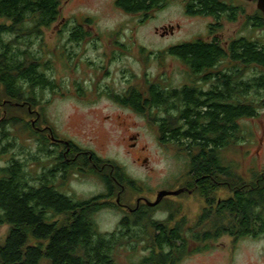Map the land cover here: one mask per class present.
Listing matches in <instances>:
<instances>
[{"label":"rangeland","instance_id":"1","mask_svg":"<svg viewBox=\"0 0 264 264\" xmlns=\"http://www.w3.org/2000/svg\"><path fill=\"white\" fill-rule=\"evenodd\" d=\"M116 1L63 0L59 19L44 27L40 36H32L27 29L11 34L10 39L18 48L31 43L45 60L44 70L62 88L38 87L40 104L29 113L17 102L13 103L20 109L13 104L6 109L5 116H15L16 121L7 126L11 135L3 141L6 149L0 155V163L7 164L18 158L30 174L36 178L43 176L55 166V149L49 136L53 132L95 150L103 159L124 165L128 175L138 179L142 194L155 201L161 189H179L189 182L190 157L178 146L159 139L158 119L167 115L164 107L137 115L114 103L104 91L111 93L137 83L143 88H148L150 83L170 88L186 84L208 88L209 84L199 82L198 75L180 57L171 54L169 48L198 38L208 41L217 38L224 45L240 36L264 40V24L257 26L253 21L259 10L256 1L226 0L242 8L236 21L226 15L221 20L215 16H192L186 9L187 1L191 0H164L161 7L147 13L126 11ZM0 21L10 22L5 18ZM79 26L83 36L75 38L74 32ZM171 26L174 31L167 28ZM226 66L222 63L219 68ZM254 72L251 68L247 74L251 77ZM5 100L0 95V119L6 108L1 103H6ZM240 123L243 138L221 149L220 155L236 174L253 181L255 173L264 171V110L254 117H243ZM132 133H138L139 145L146 148L138 152L142 159L147 158L146 162L135 161L137 154L130 146L134 140L129 138ZM45 143L51 152L43 150ZM67 189L78 198L105 192L103 180L97 174L70 178ZM230 195L228 182L220 185L216 200ZM163 201L139 225L122 224L120 210L102 206L96 211L94 217L99 230L116 233L119 238L114 255L120 264H144L143 259L151 253L154 235L150 219L167 221L172 212L169 201L181 208V203L194 204L205 199L195 191H186L168 195ZM9 228V225L0 228V239L6 237ZM199 247L203 250H186L187 253L177 256L174 264H264V232L239 238L224 234L214 240H202ZM169 250L165 248L166 252Z\"/></svg>","mask_w":264,"mask_h":264},{"label":"trees","instance_id":"2","mask_svg":"<svg viewBox=\"0 0 264 264\" xmlns=\"http://www.w3.org/2000/svg\"><path fill=\"white\" fill-rule=\"evenodd\" d=\"M62 1L0 0V19L10 21H0V95L6 98V103H1L6 108L0 119V155L6 149L3 141L11 135L7 126L16 121L15 116H5L6 109L11 104L20 109L16 106L20 104L29 113L40 104L38 87L62 88L44 70L45 60L31 43L18 48L10 36L22 29L40 36L44 27L59 19ZM116 3L129 12L147 13L161 7L164 0H117ZM190 10L214 14L220 10L229 20H236L242 12L240 6L224 0H192ZM253 18L255 25L264 24L260 9ZM82 36L83 29L79 26L74 37ZM169 51L185 61L192 73L198 75L199 82L209 84L208 88L198 84L170 88L150 83L149 94H145L149 99L139 97L138 110L142 114L155 108L166 110L167 115L158 119L160 139L178 146L190 157V180L183 187L191 188L205 201H217L220 185L229 182L231 195L218 200L228 201L227 206L212 222V228L237 223L238 233L233 234L236 238L248 233L257 236L264 232V219H259L264 210V171L255 173L253 181H246L230 164L224 163L220 150L243 138L240 119L254 117L264 110V40L240 36L224 45L217 38L209 41L198 38L172 46ZM222 63L227 65L223 69L219 68ZM251 68L255 72L249 77ZM47 148L45 143L43 150L51 152ZM53 171L36 178L18 158L0 163V228L10 226L6 237L0 239V264H120L114 255L119 238L116 233L99 230L94 217L105 204L97 201L104 194L90 201L74 199L56 189L49 179ZM97 173L95 170L94 174ZM185 192L186 189L182 193ZM150 212L144 210L138 215V225L150 218ZM180 213L172 211L167 221L150 219L154 229L151 253L142 263L174 264L177 256L187 253L188 238ZM122 224L128 221L125 219ZM222 230L224 233L225 229ZM193 238L216 239L208 233ZM165 248L170 250L166 252Z\"/></svg>","mask_w":264,"mask_h":264},{"label":"flooded vegetation","instance_id":"3","mask_svg":"<svg viewBox=\"0 0 264 264\" xmlns=\"http://www.w3.org/2000/svg\"><path fill=\"white\" fill-rule=\"evenodd\" d=\"M220 1L223 2V0H219V2ZM224 1L227 4L234 5L233 3H229L226 0ZM191 3L192 0L190 3L189 1H187L186 9L187 12L192 16H215L219 20L222 19V11L219 10L216 14H214L213 12L198 13L193 10H190ZM237 19L238 16L236 20ZM143 91L149 94L150 87H139L137 83L133 86H125L124 89H114L111 93L110 90L104 92L109 95V98H111L114 103H116L122 108L129 109L138 115L142 114L141 111L138 110V98L141 97L142 100L149 99V96L145 95ZM119 117L122 118V116ZM125 119L127 120V118ZM49 136L51 137V142L54 144L55 149V166L53 169H51L54 170L51 173V175H53V178L49 177V179L53 182L56 189H58L60 192L72 196L74 199L77 200L90 201V199L95 196L91 198L75 197V195L72 194L68 189L66 190V186L68 185V181L70 178L72 179L78 176H92L94 175V171L96 170L98 172L97 175L102 178L105 187L104 197L97 201L104 202L105 208L120 210L123 214L120 220L121 223L123 220L126 219L128 222H136L137 225L138 215H140L144 210L152 211L157 207L161 206L164 202L162 200L157 205L151 206L149 202L153 200L149 199L147 196H144L142 194V190L139 187L138 179H132V177L128 175L125 166L120 164L119 162L113 161L112 159H103L95 150H91L84 146H81L71 138L67 139L66 137L57 136L54 135L53 132H51V135ZM158 136L160 139L161 134L159 133ZM129 138L131 140H134L130 143V146L137 154L135 161L138 162V160H141V162H146V157L142 159L141 156H138V152L142 153L146 149L145 146L139 145L137 141L138 133L130 134ZM162 143L164 142L162 141ZM199 178V176H195L196 181L199 180ZM132 187H134L135 190H132ZM183 188H185L186 191L189 193L193 192L192 189L189 187ZM130 190H132V192ZM169 202V206L172 208V211H182H180L181 213L179 215H181L182 220L185 222V236L188 238L187 250L189 251L195 248H200L199 251L203 250V248L199 247V243L201 241H198L193 238V236L195 235H205L208 233L212 237L219 238L224 234L233 235L235 233H238L237 223L231 224L230 226L219 225L218 229L212 228V222L218 219L219 212L225 209L224 206H227L226 204L228 201H196V203L194 204L181 203V208H177L174 202ZM236 202L237 201H232L233 204ZM259 219H264V213L262 214L261 218L259 217ZM208 224H210L209 229L206 228L208 227ZM222 228L225 229L224 233L222 232ZM250 234L248 233L246 235Z\"/></svg>","mask_w":264,"mask_h":264},{"label":"water","instance_id":"4","mask_svg":"<svg viewBox=\"0 0 264 264\" xmlns=\"http://www.w3.org/2000/svg\"><path fill=\"white\" fill-rule=\"evenodd\" d=\"M252 1V0H251ZM257 1V7L260 9L264 15V0H256ZM174 26L170 27V31H173ZM185 190V188H179V189H161L157 194V199L155 201H150L149 204L151 206H155L158 203H160L166 196L168 195H179Z\"/></svg>","mask_w":264,"mask_h":264}]
</instances>
